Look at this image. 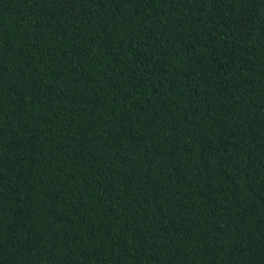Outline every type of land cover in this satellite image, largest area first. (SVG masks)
I'll use <instances>...</instances> for the list:
<instances>
[{
    "label": "trees",
    "instance_id": "16d2710c",
    "mask_svg": "<svg viewBox=\"0 0 264 264\" xmlns=\"http://www.w3.org/2000/svg\"><path fill=\"white\" fill-rule=\"evenodd\" d=\"M0 264H264V0H0Z\"/></svg>",
    "mask_w": 264,
    "mask_h": 264
}]
</instances>
